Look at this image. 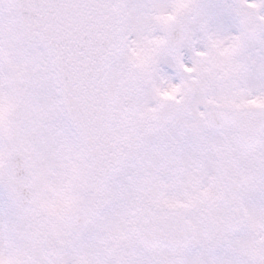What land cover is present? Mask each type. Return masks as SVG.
Returning <instances> with one entry per match:
<instances>
[{
  "label": "snow or ice",
  "instance_id": "6c2138e0",
  "mask_svg": "<svg viewBox=\"0 0 264 264\" xmlns=\"http://www.w3.org/2000/svg\"><path fill=\"white\" fill-rule=\"evenodd\" d=\"M258 100L264 0H0V264H264Z\"/></svg>",
  "mask_w": 264,
  "mask_h": 264
},
{
  "label": "rangeland",
  "instance_id": "374dc122",
  "mask_svg": "<svg viewBox=\"0 0 264 264\" xmlns=\"http://www.w3.org/2000/svg\"><path fill=\"white\" fill-rule=\"evenodd\" d=\"M218 1L219 3L225 2V0H218ZM207 2L215 3L217 2V0H207ZM226 2L232 3V2H235V0H226ZM177 11H179V9ZM176 19H177V14L172 13V14L161 16L160 23L165 29H167L170 26V24L173 23V21H175ZM225 24H229V30H232V31L235 30V26H234V22L232 21V18L228 16L227 14H222L221 15V25L224 26ZM164 43L165 41L163 39L152 40V41H149L147 45L141 47L138 51L134 52V60H135L136 65L142 69H148L152 65L156 53L158 52V50ZM188 55L190 57L186 59V61L191 63V54H188ZM225 56H226V60H225L224 66L221 69L222 71H228L230 68L233 67L232 54L225 53ZM168 71L173 73V75L176 76L177 79H179L178 74L175 73V70L173 68L168 67ZM178 91L179 90L176 88H169L161 92L160 95L162 98H165V97L177 98ZM263 102L264 100H258V101H255L254 104L263 103ZM190 138H192L193 140H191ZM181 147H182L183 154L185 152L184 154L185 156H191L197 151L199 147V142L194 137H188L184 140ZM132 177H133L132 175H129V174L125 175L123 174V171H120L112 178V184L118 190L129 189L131 187ZM3 202L5 205L2 204L0 206V215H2L4 211L7 210V198L6 197H5V200H3ZM181 202L186 203L184 201H181ZM172 204H174V202ZM198 255H199V249H196V248L192 249L190 256L194 258Z\"/></svg>",
  "mask_w": 264,
  "mask_h": 264
},
{
  "label": "flooded vegetation",
  "instance_id": "af4514ba",
  "mask_svg": "<svg viewBox=\"0 0 264 264\" xmlns=\"http://www.w3.org/2000/svg\"><path fill=\"white\" fill-rule=\"evenodd\" d=\"M136 163H138V162H136ZM132 164H133V162H132ZM124 171H125V173H129V174L133 175L134 176L133 178L135 179V177L139 173V165L134 166V164H133V167H131L129 164H127V165H125Z\"/></svg>",
  "mask_w": 264,
  "mask_h": 264
},
{
  "label": "bare ground",
  "instance_id": "6f19581e",
  "mask_svg": "<svg viewBox=\"0 0 264 264\" xmlns=\"http://www.w3.org/2000/svg\"><path fill=\"white\" fill-rule=\"evenodd\" d=\"M215 3H219V2H215ZM222 27H224L225 29L229 30V24H225V25L222 26Z\"/></svg>",
  "mask_w": 264,
  "mask_h": 264
},
{
  "label": "water",
  "instance_id": "95a60500",
  "mask_svg": "<svg viewBox=\"0 0 264 264\" xmlns=\"http://www.w3.org/2000/svg\"><path fill=\"white\" fill-rule=\"evenodd\" d=\"M167 101V100H166ZM168 101H171V100H168ZM262 107H264V106H262Z\"/></svg>",
  "mask_w": 264,
  "mask_h": 264
}]
</instances>
